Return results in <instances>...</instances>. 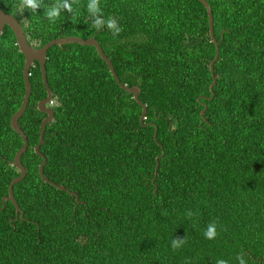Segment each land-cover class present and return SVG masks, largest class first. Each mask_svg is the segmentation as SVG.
I'll return each mask as SVG.
<instances>
[{
	"label": "trees",
	"instance_id": "1",
	"mask_svg": "<svg viewBox=\"0 0 264 264\" xmlns=\"http://www.w3.org/2000/svg\"><path fill=\"white\" fill-rule=\"evenodd\" d=\"M101 0L118 35L95 30L88 0L49 23L43 9H0L42 48L68 37L96 38L122 84L140 88L143 108L114 79L93 46L55 45L46 69L55 113L41 152L48 93L40 64L31 70L32 95L20 126H11L26 93L25 56L13 30L0 34V264H237L246 253L264 264V0ZM53 0H44L51 4ZM212 98V99H211ZM205 111L204 114L202 112ZM157 132V138L155 134ZM159 159L157 176L156 169ZM216 235L205 236L209 225ZM182 240L173 247V240Z\"/></svg>",
	"mask_w": 264,
	"mask_h": 264
},
{
	"label": "water",
	"instance_id": "2",
	"mask_svg": "<svg viewBox=\"0 0 264 264\" xmlns=\"http://www.w3.org/2000/svg\"><path fill=\"white\" fill-rule=\"evenodd\" d=\"M207 9L208 15H209V24H210V35L212 38L213 43L216 45L217 48V53L215 60L211 63V71L213 73V83L211 85V92L213 93L214 96V87L216 85V78L214 75V63L218 60L219 54H220V44L218 40L215 37V32H214V15H213V10L208 3L207 0H199ZM6 26L10 27L13 32L15 33L16 39H17V44L19 46L20 51L24 54L25 56V67H24V79H25V86H26V93L24 96V100L22 103V106L20 107L19 111L13 116L12 121H11V126L14 129L15 132H17L23 139L24 145L23 147L18 151V153L15 156V159L12 161V166L16 167L18 170H20L21 175L17 178H15L10 187H9V195L4 197L3 199V208H5V203L6 202H12L14 206L16 207L17 213L20 214L21 218H24V212L20 208L19 204L17 203L14 195V187L16 184L22 182L26 176H27V171L26 168L24 167L22 163V158L23 155L28 151L29 149V139L25 132L23 131L22 127L20 126V119L24 116L28 109V105L31 99L32 95V84H31V70L34 67L35 63L38 62L40 64V68L42 71V78H43V83L44 86L47 90L48 96L44 100H42L39 103V110L46 114L47 117L43 120L42 125H41V135H40V142L39 144L35 147V152L43 159L40 168H39V173L43 180L46 183H50L59 190L66 191L69 194L76 196V200L79 202V197L76 193L70 191L69 189L57 185L54 182L50 181L45 175H44V170L47 165V158L46 156L41 152V147L45 143V135H46V126L51 123L54 118H55V113L54 110L48 105L52 102L54 98V93L48 83V75H47V69H46V63H47V57H48V52L51 48H53L55 45L57 46H63L67 44H79L82 46H93L97 49L99 52L101 58L108 64L110 71L116 80L117 84L127 93L133 94L134 99L136 102L142 106L143 108V113L141 116V123L143 124L144 120L146 119L147 115V106L141 101L140 99V88L138 87H129L125 84H122L117 73L115 70V67L111 61V59L105 54L101 44L97 41L96 38H91L89 40H84L79 37H68V38H59L56 40H53L46 44L42 48H36L34 47L28 40V36L25 32V29L22 25V23L14 16L6 13L2 9H0V34H2L6 28ZM212 99V98H211ZM205 111L202 112L204 114ZM157 138V132L155 134V139ZM164 154L160 157H158V164H157V169H156V176L158 173L159 169V159L162 158Z\"/></svg>",
	"mask_w": 264,
	"mask_h": 264
},
{
	"label": "clouds",
	"instance_id": "3",
	"mask_svg": "<svg viewBox=\"0 0 264 264\" xmlns=\"http://www.w3.org/2000/svg\"><path fill=\"white\" fill-rule=\"evenodd\" d=\"M15 11L23 15L25 11L33 14L38 12V9H43V15L49 23H55L65 12H72L73 5L70 0H53L51 4H45L44 0H18L14 6ZM89 18L91 19V27L97 31L107 29L118 35L121 28L115 18H105L102 13L101 0H88L86 5ZM49 106V105H48ZM216 235L215 225H209L205 231V236L208 239L214 238ZM182 240H173V247H179ZM237 264H252L251 258L246 253H241L236 258ZM217 264H227L225 260H219Z\"/></svg>",
	"mask_w": 264,
	"mask_h": 264
}]
</instances>
